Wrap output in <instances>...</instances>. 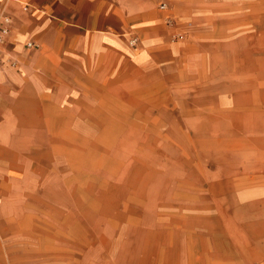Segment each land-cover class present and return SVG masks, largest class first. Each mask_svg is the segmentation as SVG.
<instances>
[{
  "label": "crops",
  "instance_id": "1",
  "mask_svg": "<svg viewBox=\"0 0 264 264\" xmlns=\"http://www.w3.org/2000/svg\"><path fill=\"white\" fill-rule=\"evenodd\" d=\"M259 3L0 0L10 17L4 49L19 61L0 70V264H175L172 251L158 258L138 241L127 258L126 241H110L105 224L79 210L72 138L76 146L88 134L79 120L121 118L126 109L145 120L200 122L211 98L249 115L239 126L248 131L235 134L264 135Z\"/></svg>",
  "mask_w": 264,
  "mask_h": 264
},
{
  "label": "rangeland",
  "instance_id": "2",
  "mask_svg": "<svg viewBox=\"0 0 264 264\" xmlns=\"http://www.w3.org/2000/svg\"><path fill=\"white\" fill-rule=\"evenodd\" d=\"M206 100L200 122L132 109L78 121L88 132L76 146L72 138L78 208L105 224L107 239L126 241L127 258L138 241L158 258L172 251L175 264H264V135L235 134L248 131L239 126L249 115L226 98ZM60 155L69 176V150Z\"/></svg>",
  "mask_w": 264,
  "mask_h": 264
},
{
  "label": "built area",
  "instance_id": "3",
  "mask_svg": "<svg viewBox=\"0 0 264 264\" xmlns=\"http://www.w3.org/2000/svg\"><path fill=\"white\" fill-rule=\"evenodd\" d=\"M14 1H21V0H14ZM25 8H27V4L24 5ZM9 23H10V17L4 13L3 11H0V70H5L7 68L10 69H17L19 67V61L18 59L9 54L4 48H5V42L6 37L9 33ZM134 39L131 41L133 42ZM31 42H27L26 46H31Z\"/></svg>",
  "mask_w": 264,
  "mask_h": 264
}]
</instances>
